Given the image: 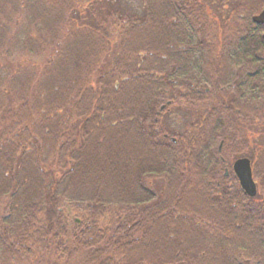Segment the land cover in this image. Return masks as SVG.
<instances>
[{"label": "trees", "instance_id": "16d2710c", "mask_svg": "<svg viewBox=\"0 0 264 264\" xmlns=\"http://www.w3.org/2000/svg\"><path fill=\"white\" fill-rule=\"evenodd\" d=\"M263 6L0 0V264H264Z\"/></svg>", "mask_w": 264, "mask_h": 264}, {"label": "water", "instance_id": "95a60500", "mask_svg": "<svg viewBox=\"0 0 264 264\" xmlns=\"http://www.w3.org/2000/svg\"><path fill=\"white\" fill-rule=\"evenodd\" d=\"M252 19L257 24L264 23V6L257 14L253 15ZM233 169L246 194L254 196L257 190L256 184L252 178L250 160L247 157L238 158L233 164Z\"/></svg>", "mask_w": 264, "mask_h": 264}, {"label": "flooded vegetation", "instance_id": "af4514ba", "mask_svg": "<svg viewBox=\"0 0 264 264\" xmlns=\"http://www.w3.org/2000/svg\"><path fill=\"white\" fill-rule=\"evenodd\" d=\"M179 108H181V106H180ZM179 111H181V110H179ZM262 140H263V139H261L260 137L257 138V141H258L257 150H258V152H261L262 144H261L260 142H261ZM221 148H222V144L219 145V151L221 150ZM241 157H247V158L250 160L251 171H252V178H253V180H254V182H255V184H256V190H257V191H256V194H255L254 196L259 195V198H260V199L257 200V204L259 203L258 205H260V204H262L263 201H264V177H263L262 175H259V177H257V178L255 177V175H254V173H253V162H252V160H251L250 157H248V156H246V155L238 156V157H236L231 163H230V162H227V163H229V164H227V165L225 166L223 175H224L225 177H229L231 174H234L235 177H236V179H237V181H238L239 186H240L241 189H242V193H243L244 195L249 196L248 194H246V192H245L244 189L242 188V186H241V184H240V181H239V179H238V177H237V175H236V173L234 172V169H233V164H234V162H235L238 158H241ZM228 161H229V160H228ZM243 194H242V196H243ZM254 196H249V197H254ZM243 198H244V197H243ZM76 221H78V219H77Z\"/></svg>", "mask_w": 264, "mask_h": 264}, {"label": "rangeland", "instance_id": "374dc122", "mask_svg": "<svg viewBox=\"0 0 264 264\" xmlns=\"http://www.w3.org/2000/svg\"><path fill=\"white\" fill-rule=\"evenodd\" d=\"M133 1V5L135 6V7H141V4H142V0H132ZM233 1H235V0H233ZM251 1V0H250ZM230 2L231 1H228V2H226V4H225V8H230ZM234 3V2H233ZM217 13H218V15H219V17H221V15L224 13V12H226V10H223V8L221 7V6H219V8H217ZM192 115H189V113H185V112H183V111H176L175 112V114H174V116H173V119L171 120V124L173 125V127L175 126V125H177V127H179V128H183V126H184V122L187 120V118L188 117H191ZM175 121V122H174ZM176 121H178V122H176ZM172 122H174V124L172 123ZM257 137H258V135H254L253 137H252V140H254L255 138L257 139ZM260 138L261 139H263L264 140V138L262 137V136H260ZM262 140V141H263ZM226 156V155H225ZM228 159L227 160H229V158H230V156H226Z\"/></svg>", "mask_w": 264, "mask_h": 264}]
</instances>
